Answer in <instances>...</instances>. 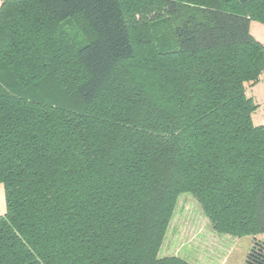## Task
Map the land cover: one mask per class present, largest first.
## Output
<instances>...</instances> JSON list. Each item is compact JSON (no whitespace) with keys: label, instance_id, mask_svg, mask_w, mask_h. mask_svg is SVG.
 <instances>
[{"label":"trees","instance_id":"16d2710c","mask_svg":"<svg viewBox=\"0 0 264 264\" xmlns=\"http://www.w3.org/2000/svg\"><path fill=\"white\" fill-rule=\"evenodd\" d=\"M140 1H2L0 264H192L159 256L183 193L217 230L264 234L247 94L264 74L250 30L264 0ZM128 3L171 28L148 31L141 58ZM245 264H264V241Z\"/></svg>","mask_w":264,"mask_h":264},{"label":"rangeland","instance_id":"374dc122","mask_svg":"<svg viewBox=\"0 0 264 264\" xmlns=\"http://www.w3.org/2000/svg\"><path fill=\"white\" fill-rule=\"evenodd\" d=\"M137 3L140 5L141 1L137 0ZM126 14L137 42L139 58L150 48L146 36L148 31L155 34L154 38H171V28L166 24L165 17H158L159 14L164 15L163 11L153 9L143 14L136 8V4L128 3ZM71 28L79 41L87 40L84 24L72 23ZM252 31L258 34L255 27H252ZM247 94L253 96L258 105L252 114L253 121L264 124V74L260 81L247 89ZM1 186L0 206L5 212L6 197L4 187ZM255 238L264 241V234H257ZM255 238L250 234L233 235L217 230L199 201L192 194L183 193L177 200L159 256H178L192 264H245Z\"/></svg>","mask_w":264,"mask_h":264},{"label":"crops","instance_id":"0c3cea01","mask_svg":"<svg viewBox=\"0 0 264 264\" xmlns=\"http://www.w3.org/2000/svg\"><path fill=\"white\" fill-rule=\"evenodd\" d=\"M2 1L3 0H0V5H1V3H2ZM252 27H255L256 28V30L258 31V34H257V32H253L252 31ZM250 29H251V33H253V36L258 40L259 39V41L261 42V43H263L264 44V24H262V23H260V22H258V21H252L251 22V27H250ZM253 97V96H252ZM254 98V97H253ZM254 100H255V98H254ZM256 102V101H255ZM255 123V122H254ZM256 124V123H255ZM257 125H264V124H257ZM3 185V184H2ZM4 187V186H3ZM2 186H1V184H0V197L2 196ZM4 191H5V189H4ZM2 207L0 206V214H4L5 212H3L2 211Z\"/></svg>","mask_w":264,"mask_h":264}]
</instances>
